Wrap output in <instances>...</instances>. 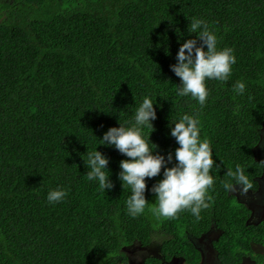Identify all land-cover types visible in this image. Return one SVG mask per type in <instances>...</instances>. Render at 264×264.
Segmentation results:
<instances>
[{"label":"trees","instance_id":"1","mask_svg":"<svg viewBox=\"0 0 264 264\" xmlns=\"http://www.w3.org/2000/svg\"><path fill=\"white\" fill-rule=\"evenodd\" d=\"M193 17L206 19L219 47L237 57L228 81L207 82L211 95L198 112L201 138L221 163L212 172L214 204L199 222L189 212L176 220L155 216L150 189L162 169L146 178L152 203L131 218V190L118 179L128 157L99 139L131 119L148 95L157 111L150 139L165 157L173 154L169 167L176 163L170 120L200 108L176 95L181 80L170 67L180 44L196 36L188 32ZM237 80L247 85L243 96L233 90ZM263 135L264 0H0V264H130L126 250L136 243L156 244L166 260L198 264L190 237L212 229L222 264L247 256L261 263L264 255L252 247L264 246V220L250 223L249 208L221 181L240 163L257 188ZM96 147L109 157L114 187L106 192L86 176L83 157ZM57 186L69 195L49 205L47 192ZM154 231L167 239L151 241Z\"/></svg>","mask_w":264,"mask_h":264},{"label":"clouds","instance_id":"2","mask_svg":"<svg viewBox=\"0 0 264 264\" xmlns=\"http://www.w3.org/2000/svg\"><path fill=\"white\" fill-rule=\"evenodd\" d=\"M189 25L188 32L196 36L180 44L177 62L170 67L181 80L180 85H176V95L191 97L200 108L196 114L185 113L178 120H170V134L179 145L174 153L176 163L169 167L173 154L168 153L165 157L150 139L157 111L156 98L154 101L148 95L143 97L131 119L124 123L120 121L119 127H110L99 139V145L113 146L128 157L120 161L118 179L124 189L131 190L125 204L126 214L131 218L142 216L152 203L145 195L149 190L146 178L161 175L162 169L163 178L150 189L155 194L156 206L151 208L155 216L176 220L181 213L189 212L194 222H199L203 219L202 213L214 204L209 194L215 190L216 184L212 172L221 169V163L214 159L211 142L201 138L198 112L207 105L211 95L207 82L228 81L233 75L237 57L233 48L219 47V37L206 19L193 17ZM233 90L243 96L247 85L243 80H237ZM145 128L151 129L150 133L145 134ZM83 160L88 168L86 176L89 182H97L105 192L114 187L110 179L108 156L96 147L93 151H87ZM248 168L240 163H236L234 169L228 168L224 174L226 178L221 181L224 191L230 193L239 186L240 194L246 196L249 190H254L255 182ZM69 191L63 186L50 189L46 196L47 203L56 205L65 201ZM166 239V232L154 231L151 235V241L162 243Z\"/></svg>","mask_w":264,"mask_h":264},{"label":"rangeland","instance_id":"3","mask_svg":"<svg viewBox=\"0 0 264 264\" xmlns=\"http://www.w3.org/2000/svg\"><path fill=\"white\" fill-rule=\"evenodd\" d=\"M263 142L264 135L262 137L260 145L255 149V156L257 160H260L264 163V151H263ZM264 166V165H263ZM236 195L239 202L246 204L252 211L250 223H255L260 220H264V172L261 178L258 181V189L256 191H249L246 196H242L239 191V186L237 190L232 191ZM218 232L216 230H211L200 239H203V244H200L202 249H205V244H209L211 239H215ZM199 239V240H200ZM204 247H203V246ZM264 252V251H263ZM158 253V247L156 244L151 246H141L139 243H136L130 246L126 250V254L130 259V264H145L146 258L153 256L156 257ZM171 264H182L181 262H172ZM242 264H253L249 258H245Z\"/></svg>","mask_w":264,"mask_h":264},{"label":"flooded vegetation","instance_id":"4","mask_svg":"<svg viewBox=\"0 0 264 264\" xmlns=\"http://www.w3.org/2000/svg\"><path fill=\"white\" fill-rule=\"evenodd\" d=\"M258 181H259V179H257V182ZM257 189H258V185H257V188L255 190H253V191H256ZM249 191H251V190H249ZM233 194H234V192H233ZM249 210H250V217H249V220H250L251 219V215H252V211H251L250 208H249ZM260 221H262V220H260ZM258 222H255V223H252V224H256ZM212 230H215V229H212ZM190 239H191L192 243L194 244V247L200 253V261L198 262V264H222V262L220 261V259L218 257V254L219 253L214 248V242L216 241L215 239H213V240L211 239V241H210L209 244H205V247L202 245L205 249H202L200 247V244H203L204 243L202 241L203 239H200V237H198V238H192V237H190ZM252 249L254 251V255L255 254L264 255V252H263L264 251V246H261V245H253ZM149 258L158 259V263L157 264H171L172 262H176V261L177 262L179 261L182 264H190L189 262L185 261L183 258H180V257H174L173 256L171 259L166 260L159 252L157 253L156 257L150 256V257H148L146 259H149ZM245 258H249L252 261L253 264H263V260H264V258H263L262 259V262L261 263H258V259L257 258L250 257V256H247ZM243 260L239 264H242ZM129 261H130V259H129ZM154 264H156V263H154Z\"/></svg>","mask_w":264,"mask_h":264},{"label":"water","instance_id":"5","mask_svg":"<svg viewBox=\"0 0 264 264\" xmlns=\"http://www.w3.org/2000/svg\"><path fill=\"white\" fill-rule=\"evenodd\" d=\"M218 235H219V233L216 235L215 239H217V238H218ZM263 264H264V260H263Z\"/></svg>","mask_w":264,"mask_h":264}]
</instances>
